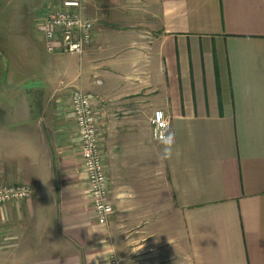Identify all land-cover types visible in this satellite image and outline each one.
Instances as JSON below:
<instances>
[{
  "label": "crops",
  "instance_id": "0c3cea01",
  "mask_svg": "<svg viewBox=\"0 0 264 264\" xmlns=\"http://www.w3.org/2000/svg\"><path fill=\"white\" fill-rule=\"evenodd\" d=\"M17 1L0 0V185L31 195L0 204V264H264V0H87L81 55L45 49L58 0H24V27ZM73 90L98 120L106 224Z\"/></svg>",
  "mask_w": 264,
  "mask_h": 264
},
{
  "label": "built area",
  "instance_id": "2783aa9c",
  "mask_svg": "<svg viewBox=\"0 0 264 264\" xmlns=\"http://www.w3.org/2000/svg\"><path fill=\"white\" fill-rule=\"evenodd\" d=\"M87 0H58L38 19L45 49L49 53L81 55L91 44L94 24L82 17V6ZM70 108L77 127L80 155L97 222L106 224L113 212L108 197L102 153L99 143L97 116L90 98L80 90L70 94ZM151 137L155 141L166 139L168 121L163 112L154 110L149 120ZM31 188L22 185H0V204L10 200L29 198ZM111 264H121L112 258Z\"/></svg>",
  "mask_w": 264,
  "mask_h": 264
},
{
  "label": "rangeland",
  "instance_id": "374dc122",
  "mask_svg": "<svg viewBox=\"0 0 264 264\" xmlns=\"http://www.w3.org/2000/svg\"><path fill=\"white\" fill-rule=\"evenodd\" d=\"M2 6L4 7V3L2 4ZM16 11H17V15H18V17L16 19L17 27L29 26V19L23 17V16H26V12L28 11L27 5H26L24 0L17 1ZM7 21L8 20L2 19L1 20L2 25L4 26L3 23H5V22H6V25H8ZM9 21H11V20H9Z\"/></svg>",
  "mask_w": 264,
  "mask_h": 264
}]
</instances>
